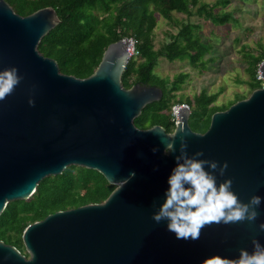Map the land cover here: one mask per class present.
Instances as JSON below:
<instances>
[{"label": "water", "instance_id": "water-1", "mask_svg": "<svg viewBox=\"0 0 264 264\" xmlns=\"http://www.w3.org/2000/svg\"><path fill=\"white\" fill-rule=\"evenodd\" d=\"M59 22L53 6L22 15L0 0V70L16 67L22 77L0 101V214L8 202L28 199L44 177L71 164L97 169L116 187L103 202L30 223L22 235L28 256L0 240V264H206L217 254L236 259L242 248L252 252L253 237L264 245V82L214 112L204 132L191 128V110L183 106L173 131L160 124L140 128L134 119L164 91L140 82L123 85L130 56L126 37L107 46L92 74L78 77L61 72L57 60L38 49ZM259 73L264 77V60ZM181 137L190 156L202 149L199 159L228 162L223 176L215 173L218 185L231 178L242 202L262 197L255 222L213 223L198 240H184L168 230L167 220H153L166 199ZM173 141L176 151L166 154Z\"/></svg>", "mask_w": 264, "mask_h": 264}, {"label": "trees", "instance_id": "trees-1", "mask_svg": "<svg viewBox=\"0 0 264 264\" xmlns=\"http://www.w3.org/2000/svg\"><path fill=\"white\" fill-rule=\"evenodd\" d=\"M14 10L22 15L39 8L53 6L60 22L39 42L38 49L46 56L57 60L61 72L87 77L98 67L104 50L114 41L133 37L139 54L129 59L122 74V83L131 87L137 82L160 86L164 96L160 101L146 105L134 119L140 128L160 124L168 132L175 128L172 106L186 102L199 111L197 119L190 123L193 130L204 132L210 125L212 114L227 109L247 94L237 92L233 99L217 104L219 92L209 93L206 89L193 96L177 97L188 73L176 74L173 78L163 77L156 72L159 58L168 60L188 59L201 71L215 64V45L203 40L197 31L199 24L191 21L194 14L207 20L225 24L235 19L233 12H214L201 0H7ZM227 2L228 0H223ZM196 8V9H194ZM182 12L186 18L176 33L169 32L170 40L155 47V29L160 16L177 22L173 12ZM181 22V21H179ZM247 81L251 91L262 87L258 70L264 60V46L257 48L243 44ZM116 187L97 169L80 165H68L61 174L44 177L28 199L8 202L0 214V240L19 248L27 256L22 235L25 228L48 214L58 210L78 207L87 203L103 202Z\"/></svg>", "mask_w": 264, "mask_h": 264}, {"label": "clouds", "instance_id": "clouds-1", "mask_svg": "<svg viewBox=\"0 0 264 264\" xmlns=\"http://www.w3.org/2000/svg\"><path fill=\"white\" fill-rule=\"evenodd\" d=\"M21 79L16 67L0 70V101L14 92ZM29 104L34 106V99H29ZM187 148V141L181 137L176 167L168 179L170 187L165 193L166 199L158 211L154 212L153 220L157 223L167 220L168 230L175 233L177 239L184 240H198L202 229L213 223L255 222L260 215L257 209L262 203V197L253 195L248 202H242L232 190L231 178L217 184L215 173L218 170L223 176L228 168L227 161L220 165L216 160L199 159L204 155L202 149L190 156ZM175 151L174 141L166 144V154ZM205 165L211 171L206 170ZM134 176L133 172L129 179ZM127 182L125 180L121 184ZM259 229L264 231V222L259 224ZM252 244V252L242 248L236 259L217 254L207 260L206 264H264V245L256 237H253Z\"/></svg>", "mask_w": 264, "mask_h": 264}, {"label": "rangeland", "instance_id": "rangeland-1", "mask_svg": "<svg viewBox=\"0 0 264 264\" xmlns=\"http://www.w3.org/2000/svg\"><path fill=\"white\" fill-rule=\"evenodd\" d=\"M212 7L214 12H233L235 19L221 24L206 19L203 15L194 14L191 21L199 24L197 30L203 40L215 45L213 54L218 61L209 64L205 71L190 64L188 59L168 60L159 58L156 72L163 77L173 78L179 73H188L182 87L176 91L177 97L193 96L206 89L209 93L219 92L216 103H226L233 99L235 93H245L247 97L251 89L247 81L250 79L246 70L247 63L244 59L243 44L257 48L260 43L264 46V0H201ZM196 9V8H194ZM177 22H170L160 16L159 24L155 29L154 42L158 48L170 40L169 32L176 33L182 26L186 14L173 12ZM181 21V22H179ZM260 73L258 70V77ZM199 111L192 108L189 123L196 120Z\"/></svg>", "mask_w": 264, "mask_h": 264}, {"label": "built area", "instance_id": "built-area-1", "mask_svg": "<svg viewBox=\"0 0 264 264\" xmlns=\"http://www.w3.org/2000/svg\"><path fill=\"white\" fill-rule=\"evenodd\" d=\"M126 39L128 40L129 42V45H128V50H129V53H130V56H129V59L133 56H136L139 54V51L137 50L136 46H135V39L133 37H126ZM259 79L263 80L264 82V77L261 75H259L258 77ZM187 107L188 109L191 110L190 108V105L186 102H181V103H176L172 106V116H173V121L174 123L176 124L179 120V113H178V110L180 107Z\"/></svg>", "mask_w": 264, "mask_h": 264}]
</instances>
